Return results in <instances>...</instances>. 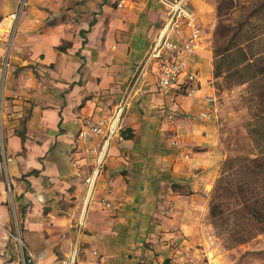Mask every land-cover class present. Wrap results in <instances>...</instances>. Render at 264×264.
Segmentation results:
<instances>
[{
  "label": "crops",
  "instance_id": "0c3cea01",
  "mask_svg": "<svg viewBox=\"0 0 264 264\" xmlns=\"http://www.w3.org/2000/svg\"><path fill=\"white\" fill-rule=\"evenodd\" d=\"M17 2L0 0V39L9 34ZM192 5L208 34L189 62L199 76L198 92L177 99L176 90L160 89L158 62L147 59L169 22L168 2L31 0L7 76L0 264H19L8 234L15 227L34 252H45L37 264H64L73 247L80 264H175L181 253L212 263L217 249L211 247L209 194L226 149L217 102L207 118L201 113L205 98L216 97L210 40L216 10L213 0ZM165 37L173 38L171 30ZM174 98L170 121L164 108ZM124 99L123 130L132 137L111 139L105 168L89 186L98 154L79 146L100 150L103 139L79 140L78 132L86 119L112 115ZM103 198L112 209L104 208Z\"/></svg>",
  "mask_w": 264,
  "mask_h": 264
},
{
  "label": "rangeland",
  "instance_id": "374dc122",
  "mask_svg": "<svg viewBox=\"0 0 264 264\" xmlns=\"http://www.w3.org/2000/svg\"><path fill=\"white\" fill-rule=\"evenodd\" d=\"M213 2L216 10V18L210 30L212 32L210 40L212 41L213 56L216 45L222 44L227 35L236 32L235 26L241 29V33L237 37L240 43L244 44L248 37L257 36L248 50L251 48L256 53L264 54V0H238V5L226 18L229 23H232L230 27V29L234 28L232 31H229L228 28L217 31L218 6L216 0ZM235 70V68L231 70L223 68L225 73L217 79L215 77L212 79V86L216 91L215 102L219 105L220 133L226 149V177L233 181L243 182L242 188L244 189L239 190L241 197L249 196L256 182V193L260 196L257 206H259L260 213L264 214V180L255 179L254 176L241 170L238 173L236 169V166L243 160L258 156V151L248 133L247 124L252 121L256 114V105L259 102L257 95L261 91L260 87L264 85V75L250 83L240 84L241 79H250L256 72L249 68L240 71V74H236ZM231 167L233 169L229 170L228 168ZM213 189L209 194V201ZM208 220L211 236H213L211 247H215L217 250L216 254L210 256L212 263L206 259L204 264H264V232L260 233L263 230L262 224L256 221L253 223L246 220L237 221L233 208L227 211L224 218L215 224H213L209 213ZM251 234L255 237L248 242H237L242 236ZM217 257L219 258L214 260Z\"/></svg>",
  "mask_w": 264,
  "mask_h": 264
},
{
  "label": "built area",
  "instance_id": "2783aa9c",
  "mask_svg": "<svg viewBox=\"0 0 264 264\" xmlns=\"http://www.w3.org/2000/svg\"><path fill=\"white\" fill-rule=\"evenodd\" d=\"M170 5V13L167 24L162 30V37L155 42L148 60L158 62L160 76L159 87L162 91L167 92L176 90L177 99L192 98L198 92L197 83H199L198 73L189 71V62L193 55L200 47L203 39L207 36V32L200 26L195 13L192 0H165ZM31 0H18L17 8L14 13L13 22L10 26L9 34L5 39H0V154L6 157V138H7V113H6V85L7 76L11 69V59L13 44L18 32L19 22L23 14L30 5ZM121 6V5H120ZM171 30L173 38L165 37L166 33ZM184 76V81L181 80ZM215 96H207L205 98V110L201 116L207 118L214 108ZM175 98L171 100L164 108L165 117L174 121L176 118ZM127 107V99L118 104L116 110L110 116H99L86 119L77 135V139L84 140L87 135L94 138L103 139V146L100 150L80 145V151L87 153L89 156L98 154V159L86 183L93 186L97 178L101 175L104 167L107 149L113 137H118L119 141H123L125 136L122 135L124 112ZM174 146L178 145L177 141L173 142ZM78 177L83 176V168L79 166L78 161L73 162ZM101 203L105 209H112V203L103 198ZM83 223L79 224V229ZM9 236L15 243L18 250L19 264H37L38 260L45 256V252L36 254L27 244L18 227L8 231ZM79 249L73 247L64 260V264H80ZM93 255L99 257L98 251H93ZM175 264H199L197 260L187 259L184 253ZM7 264H14L8 262Z\"/></svg>",
  "mask_w": 264,
  "mask_h": 264
},
{
  "label": "trees",
  "instance_id": "16d2710c",
  "mask_svg": "<svg viewBox=\"0 0 264 264\" xmlns=\"http://www.w3.org/2000/svg\"><path fill=\"white\" fill-rule=\"evenodd\" d=\"M217 3V18L218 27L217 31L224 29H230L232 23H229L226 18L230 15V12L238 5V0H216ZM236 32L230 34L225 38L226 40L222 44H217L214 49V77L217 79L225 73L223 68L228 70L236 69V74H240V71L244 69L252 68L256 73L250 79H241L240 84L250 83L254 79L264 75V54L256 53L251 48L248 50L250 44L254 43L257 36H251L246 39L244 44L237 40L238 35L241 33V29L235 26ZM252 45V44H251ZM263 57V58H262ZM260 93L257 95L259 102L256 105V114L251 122L247 124L248 133L252 138V141L258 151V156L255 158L245 159L239 165L236 166L238 173L241 171L252 175L255 179L264 180V85L260 87ZM28 116L22 117L21 124L25 127ZM24 132H21L23 135ZM122 135L126 139L132 137V133L129 130H123ZM232 170L233 167L228 168ZM219 177L216 180L215 188L209 201V216L215 224L220 219L224 218L227 211L233 208L236 215V220H246L247 222H258L263 225L264 232V214H261L258 210L257 202L259 201L258 194L256 193V182L254 188L251 190L249 196H239V190L242 191L243 182L239 180L233 181L231 178L226 177L227 163L225 162L222 167ZM232 212V211H231ZM236 221V222H237ZM255 236L253 234L248 236H242L238 243H246Z\"/></svg>",
  "mask_w": 264,
  "mask_h": 264
},
{
  "label": "bare ground",
  "instance_id": "6f19581e",
  "mask_svg": "<svg viewBox=\"0 0 264 264\" xmlns=\"http://www.w3.org/2000/svg\"><path fill=\"white\" fill-rule=\"evenodd\" d=\"M87 198V197H86ZM88 200V199H87ZM86 202V201H85ZM88 204V203H87Z\"/></svg>",
  "mask_w": 264,
  "mask_h": 264
}]
</instances>
